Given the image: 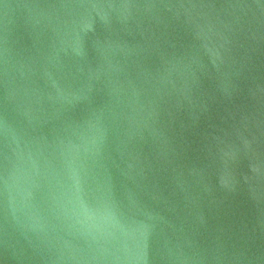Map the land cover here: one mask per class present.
I'll use <instances>...</instances> for the list:
<instances>
[{"label":"water","instance_id":"1","mask_svg":"<svg viewBox=\"0 0 264 264\" xmlns=\"http://www.w3.org/2000/svg\"><path fill=\"white\" fill-rule=\"evenodd\" d=\"M0 264H264V0H0Z\"/></svg>","mask_w":264,"mask_h":264}]
</instances>
